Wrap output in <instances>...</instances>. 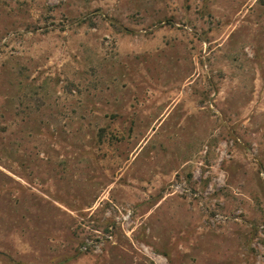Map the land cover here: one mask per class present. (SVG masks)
I'll return each mask as SVG.
<instances>
[{"label":"rangeland","instance_id":"obj_1","mask_svg":"<svg viewBox=\"0 0 264 264\" xmlns=\"http://www.w3.org/2000/svg\"><path fill=\"white\" fill-rule=\"evenodd\" d=\"M0 264H264V0H0Z\"/></svg>","mask_w":264,"mask_h":264}]
</instances>
